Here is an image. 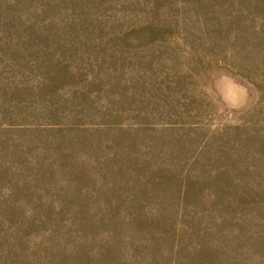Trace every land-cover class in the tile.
Wrapping results in <instances>:
<instances>
[{"label":"rangeland","instance_id":"obj_1","mask_svg":"<svg viewBox=\"0 0 264 264\" xmlns=\"http://www.w3.org/2000/svg\"><path fill=\"white\" fill-rule=\"evenodd\" d=\"M0 264H264V0H0Z\"/></svg>","mask_w":264,"mask_h":264}]
</instances>
